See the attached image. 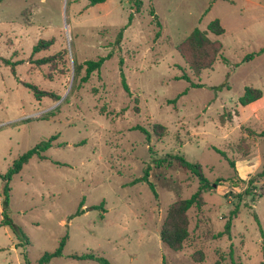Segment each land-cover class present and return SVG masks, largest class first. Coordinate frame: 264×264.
I'll return each mask as SVG.
<instances>
[{
	"label": "rangeland",
	"instance_id": "obj_1",
	"mask_svg": "<svg viewBox=\"0 0 264 264\" xmlns=\"http://www.w3.org/2000/svg\"><path fill=\"white\" fill-rule=\"evenodd\" d=\"M141 1L129 26L128 0H0V192L19 156L53 136L64 144L47 160L32 158L10 183V218L30 245L1 225L0 196V264H25V257L38 264L65 237L63 255L50 264H100L72 257L85 254L110 264L263 261L264 178L249 181L264 169V99L241 107L239 98L246 87L264 98V54L242 63L264 49V0ZM216 19L225 34L208 37L222 43V58L197 76L178 46ZM109 54L88 82H81L85 67L76 76V66ZM184 74L203 87L177 79ZM27 85L48 96L37 98ZM154 125L165 127L163 137ZM136 126L151 133L149 142ZM216 149L245 184L204 194L202 208L188 212L190 237L174 252L161 240L168 209L199 183L173 157L200 164L211 182L233 177ZM147 166L157 197L147 183L132 185ZM230 219V235L219 237Z\"/></svg>",
	"mask_w": 264,
	"mask_h": 264
},
{
	"label": "trees",
	"instance_id": "obj_2",
	"mask_svg": "<svg viewBox=\"0 0 264 264\" xmlns=\"http://www.w3.org/2000/svg\"><path fill=\"white\" fill-rule=\"evenodd\" d=\"M107 0H90V5L95 6L99 4L105 3ZM130 4L131 14L129 17V26L134 18L135 14L141 12L143 7V3L141 0H128ZM151 15L153 16L154 20H158V17L154 11L153 5L151 4ZM208 33L213 34L216 37L222 36L225 34V29L223 28L220 20L216 19L211 22L208 26V31H201L200 29H195L193 32L187 37V39L178 46V52L185 63L189 66V68L194 72L195 75L199 76L203 71L212 69L218 59L222 58V51L223 45L220 41H213L208 37ZM123 32H120L117 40L116 45L119 46L122 41ZM43 43H40L38 46L34 48L35 52H38L42 47ZM49 45V43H46ZM264 54V49H261L259 52L248 54L242 63H247L252 61L256 56H260ZM112 58V54H109L105 57H100L97 60H90L86 61L83 65L76 66L75 72L76 76L81 73V70L85 67V76L81 79L82 83H86L89 81L91 76L100 71L106 61ZM52 59L47 58L41 61V64H46L51 62ZM228 63V60H225ZM10 64V63H8ZM121 68L123 66V60L121 61ZM240 64H236L235 67H239ZM121 69V79H122V86L125 92L131 95V90L129 85L127 84L126 78L124 73ZM178 80H186L191 84L193 88H200L203 87L201 84H194L191 82V79L187 75H182V77L177 78ZM226 86V85H225ZM27 87L34 91L35 96L37 98H41L44 96H48L44 92H40L36 87L32 85H27ZM224 87V85H223ZM223 87H217L216 90H221ZM188 89H186L182 94H180L175 100L172 102L175 103L179 98L183 95H186ZM263 97V92L259 89H255L253 87H246L244 94L239 98V104L241 107H247L257 101H259ZM133 130L140 131L141 133L146 135L147 142L151 139V133L146 130L144 127L136 126ZM165 127L161 125H154V134L159 138L165 135ZM258 136L264 138V132L260 133ZM57 137L53 136L52 138L42 141L41 143L37 144L34 148L27 151L26 153L19 156L13 163V165L8 169L7 173L2 176L3 186L1 190V199H2V206H3V221L1 223L2 226H10L13 230L14 234L18 237L19 240L25 242L26 245H30L29 238L24 233L22 227L15 224L9 214V203H10V192L11 187L10 183L12 179L19 175L24 166L27 165L30 160L34 157L38 158L39 160H47L46 152L54 147H62L64 144L55 143L57 141ZM222 157H224L228 162L230 167L234 172V176L228 179H217L214 182H211L203 173L202 166L197 163H191L186 160L183 156H174L173 159L184 169L188 170L192 173L197 179L199 183V187L196 193H194L189 199L180 200L175 202L170 206L167 212L166 219L164 221L162 230H161V240L162 242L172 251L179 252L183 249L185 241L188 240L190 237L189 231V218L188 212L192 208H202L204 205L203 195L212 191L215 187L222 186V185H230L231 187H239L245 184V181L238 176V172L236 170V164L234 161L230 160L226 153L216 149ZM168 161L160 159L158 160V164H164ZM170 164V163H169ZM150 166H147L144 170V175L136 179L132 182V185H136L139 183H147L153 192L154 196L157 197V191L155 185L150 181ZM257 178H264V169L261 173L256 175L249 181V184L253 183V180ZM83 203L81 204L80 210L77 212V215L83 214ZM103 205L92 207V209H101ZM256 221L257 216L255 217ZM232 225V220H228L225 227V232L219 234V237L224 235H230V229ZM67 237L63 238L60 242V246L52 253H45L42 258L39 260L38 264H50V262L55 259L59 258L63 255V250L66 245ZM74 259L78 260H91L95 261L100 264H110L105 258L98 257L94 254H85V255H75L72 256ZM25 264H30L27 257H25ZM259 264H264V249H263V261Z\"/></svg>",
	"mask_w": 264,
	"mask_h": 264
},
{
	"label": "crops",
	"instance_id": "obj_3",
	"mask_svg": "<svg viewBox=\"0 0 264 264\" xmlns=\"http://www.w3.org/2000/svg\"><path fill=\"white\" fill-rule=\"evenodd\" d=\"M263 99H264V98H262V99H261L260 101H258V102H261V101L263 102Z\"/></svg>",
	"mask_w": 264,
	"mask_h": 264
}]
</instances>
